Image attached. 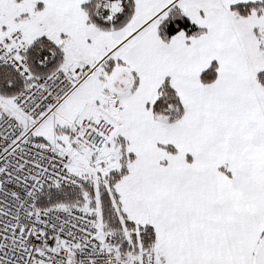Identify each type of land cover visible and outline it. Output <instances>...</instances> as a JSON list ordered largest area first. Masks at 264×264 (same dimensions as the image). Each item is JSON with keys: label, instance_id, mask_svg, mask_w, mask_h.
I'll return each instance as SVG.
<instances>
[{"label": "snow or ice", "instance_id": "1", "mask_svg": "<svg viewBox=\"0 0 264 264\" xmlns=\"http://www.w3.org/2000/svg\"><path fill=\"white\" fill-rule=\"evenodd\" d=\"M0 264H264V0H0Z\"/></svg>", "mask_w": 264, "mask_h": 264}]
</instances>
